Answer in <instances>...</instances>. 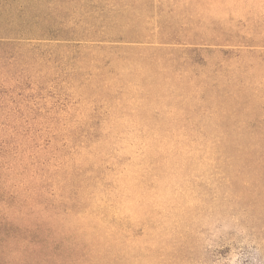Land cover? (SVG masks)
<instances>
[{
    "label": "rangeland",
    "instance_id": "374dc122",
    "mask_svg": "<svg viewBox=\"0 0 264 264\" xmlns=\"http://www.w3.org/2000/svg\"><path fill=\"white\" fill-rule=\"evenodd\" d=\"M0 264H264V0H0Z\"/></svg>",
    "mask_w": 264,
    "mask_h": 264
}]
</instances>
